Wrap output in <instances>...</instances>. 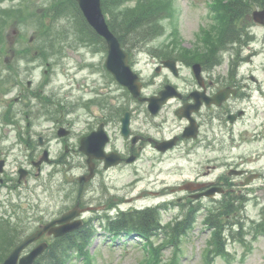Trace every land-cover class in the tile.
Listing matches in <instances>:
<instances>
[{"label": "rangeland", "instance_id": "rangeland-1", "mask_svg": "<svg viewBox=\"0 0 264 264\" xmlns=\"http://www.w3.org/2000/svg\"><path fill=\"white\" fill-rule=\"evenodd\" d=\"M144 1L123 0L116 9L128 13ZM171 1V12L163 13L160 19L162 33L149 37V41L135 45L140 49L134 51L133 67L154 84L150 89L156 88L168 76L165 71L154 76L158 59L168 55L183 57L182 52L186 48L196 47L201 49L189 52L197 53L193 58H199L207 50L203 41L202 45H199L201 43L199 34L203 28H209L216 20L211 9L216 0ZM17 7H21V24L12 19L9 24L7 23V27L1 26L0 82L6 89L5 91L0 89V155H8L9 169L19 162L21 165L27 164L30 150L25 144L26 140L20 142L17 139L16 131L27 129L38 132L42 128H50L51 132L55 128L57 121L55 119H58L62 123L72 125L74 134L65 141L70 145V152H65L64 143L54 139L51 134L52 154L58 158L62 157L63 161L68 159V165L72 166L70 173L80 174L86 169L85 157L78 149H72L79 146L82 134L97 120L104 101L113 95L120 94L123 97L125 92L113 91L112 95L104 96V92L115 89L103 67L106 52L103 51L101 43L86 34V30L81 26L80 17L67 6L66 0H0L2 11ZM55 7L58 10H55ZM115 16L122 19V14L115 13L111 16L120 27L118 23L120 19ZM9 17L16 18V14ZM16 27L21 30L19 42H14V37L12 39ZM254 30L258 34L255 45L261 49L264 46V29L258 27ZM8 35L11 36L10 42ZM30 37H33L32 41L29 40ZM208 37H211L209 29L202 39ZM254 41L255 39L251 44ZM13 44L16 47L11 48ZM24 47L27 50L21 52L20 56L11 52L12 49L22 50ZM42 47H45V52L39 51ZM219 48L225 51L224 46L221 45ZM224 55L223 59L226 57L225 53ZM155 56L159 58L156 60ZM193 58L185 57L188 60ZM8 60H11L10 64H7ZM179 61L182 62L184 59L179 58ZM180 66L179 85L182 86L181 83L190 78V68L185 61ZM250 66L259 68L258 75L264 79V49L254 57ZM29 80L32 82L30 87ZM22 89L25 90L23 94ZM27 101L30 102L26 104ZM6 106L10 107L8 119L3 117ZM175 106L174 101L173 106L157 117V121L162 124V131L169 136L178 131L179 120L174 114ZM257 109L260 117L264 116V97H260L257 106L250 104L251 118L256 116ZM138 124L136 122V125ZM115 132L118 133V130ZM25 134L28 137L27 132ZM116 142L122 144V139H117ZM12 145L15 146L14 151L4 150ZM248 149L249 152L264 149V139L260 137L242 150L245 153ZM232 155L236 157L238 152L234 150ZM245 156L253 158L255 152L246 153ZM256 165L261 168L264 165V158ZM193 166V163H183L178 149L166 155H159L148 147L142 159L134 165L114 168L108 172L101 169L93 184L88 187V192L80 195L84 206L90 209L84 214V219L89 220V227L95 231L89 245L92 256L89 263L73 256L71 264H264V237L251 233L250 230L248 234H238L242 240L246 238L248 243H241L239 238L234 239L232 235L234 228L222 230V241L223 244L225 242V250L229 254H217L213 231L205 224V210L196 215L193 226L181 237L178 246L174 247L176 245L174 242L165 244L159 249L155 260L152 250L145 243L146 237L138 235L116 237L106 228L110 218L122 210L157 208L163 224L181 219L178 185L186 178L194 176ZM225 168H217L212 173L217 175L230 169ZM64 169L58 164L56 188L53 184L54 191L45 194L52 199L51 210L56 211L58 216L67 208L74 206L79 197L78 186L64 180L63 174L66 171ZM260 171L264 172V166ZM38 184V180L30 179L29 185L22 190L25 197L33 202L43 194ZM41 200L43 205L48 203L44 201L43 195ZM28 201L25 202V214L31 216L35 209L27 205ZM203 203L212 207L219 205L217 210L213 209L216 213L227 205V202L222 200L213 201L212 204L207 201ZM250 209L251 216L258 219L259 207L250 206ZM235 216L228 217L232 219ZM247 227L249 229L250 225ZM153 239L155 241L152 244L158 246L160 243H166L168 238L166 232H163ZM2 254L0 253V258Z\"/></svg>", "mask_w": 264, "mask_h": 264}, {"label": "flooded vegetation", "instance_id": "flooded-vegetation-1", "mask_svg": "<svg viewBox=\"0 0 264 264\" xmlns=\"http://www.w3.org/2000/svg\"><path fill=\"white\" fill-rule=\"evenodd\" d=\"M246 5L245 2H236L234 4L236 14H239L241 7ZM237 21L241 23L235 25ZM249 21L251 19L248 16L246 19L231 17L227 21L225 35L227 58L219 60L218 55L212 54L209 60L201 62L202 76L190 75V78L183 81L184 86H178L175 81L165 79L154 89H150L154 86L153 83L144 81L142 95L145 96L158 94L169 83L175 85L180 92L179 97H173L160 111L167 109L172 100L176 101L174 112L179 119L180 130L173 136L176 139L173 148L165 153L156 149L160 141L170 137H165L161 133V123H154V120L148 118L154 115L149 112L146 101L128 96L110 97L107 104L101 108L100 123L104 124L110 134L105 146L106 151L119 152L122 157L118 166L128 165V158L133 155L136 156V161L140 160L148 147L158 154L178 149L183 163L194 164V176L185 179L179 185L181 196L178 200L185 213L196 214L205 210L207 207V204L203 203L205 201L212 204L213 201L222 200L234 208L232 213H239L243 217L242 221L246 226L253 223L256 224L255 229L261 230L264 229L262 227L264 213L261 211L264 209V174L258 172L259 167L254 164L264 157L262 151L264 149H256L253 152H249L248 149L245 153L242 149L248 148L250 143L259 140L260 137L264 139V116L260 117L258 109L255 117L251 118L249 114V104L257 105L260 97H264V79L257 75L259 68L249 66L252 58L261 52L251 48L254 42L251 44L249 34L258 39L253 25L264 27L257 23L250 26ZM7 37L11 40L9 35ZM13 37L14 42L20 41L21 33L18 29L13 30ZM12 46L15 47L14 44ZM219 47L218 50L221 51ZM17 50L21 51L12 49L11 52L16 53ZM157 69L162 68L158 65ZM114 86L116 91L120 90ZM3 89L5 91V88ZM24 92L25 90H21V94ZM104 94L110 95V92ZM127 111L130 112L131 118L130 137H125L121 132V118ZM141 115H145L142 119L143 125H136ZM92 130L94 127L88 128L86 134ZM115 130H119L120 133L117 134ZM27 134L25 144L30 150L27 164L21 165L19 162L9 169L8 155H0V246L5 251L2 252L0 249V253H3L0 264L23 238L57 217L56 211L51 210L52 199L45 194L54 191L53 184L55 187L57 184L58 159L52 154L51 148L52 139L57 140L58 137L50 138V128H42L38 132L28 130ZM16 136L20 142L21 139L25 140L21 129L16 131ZM117 139H122V144H117ZM66 147L69 149L68 144ZM14 148L12 145L4 150L14 151ZM234 150L238 152L236 157L232 155ZM45 151L49 153L50 160L39 163ZM254 152L253 158L245 156L246 153ZM96 164L98 171V168L103 166V160H97ZM22 166L28 168L27 172L23 171L24 176H21ZM221 167H226L225 170L230 169L213 175L212 171ZM254 169L255 171H251ZM32 177L38 180V186L43 190V199L48 202L46 205H43L42 195L41 198L37 197L35 202L25 197L22 190L29 185ZM64 178L72 183L77 180L67 173H64ZM88 183L90 182L86 184ZM47 186L49 187L46 188ZM213 188L222 190L214 192ZM26 200H29L27 205L35 209L31 216L25 214ZM250 206L260 208L257 221L251 216ZM55 240L54 235L46 232L38 240L30 243L25 252L35 248L42 241L52 245Z\"/></svg>", "mask_w": 264, "mask_h": 264}, {"label": "trees", "instance_id": "trees-1", "mask_svg": "<svg viewBox=\"0 0 264 264\" xmlns=\"http://www.w3.org/2000/svg\"><path fill=\"white\" fill-rule=\"evenodd\" d=\"M68 1L69 0H67V3L69 4ZM70 1L73 8L77 9L80 14L81 11L77 6L76 1ZM122 2L123 0H103V8L105 13L110 17L115 13H117V15L122 14V19L115 16L117 19H120L118 22L120 27L114 19L112 20L110 18L108 22L113 31L119 36L123 46L129 50L131 49L130 45L137 44L139 41L147 40V38L151 36L162 33L163 26L160 23V19L163 16V13L171 12L172 10L171 0H145L140 6L128 11V13H122L116 9L122 4ZM236 2L237 1L224 4L225 7L221 9L222 12L227 13V9L229 12L233 10L234 14L237 16L234 7ZM56 8L57 7H55V10H58ZM81 16L84 20L82 13ZM86 27L90 32L93 31L90 26L87 25ZM185 226H187L186 223L179 221L174 225L172 223L161 225V219L157 210L147 209L132 213H122L109 222L108 229L116 236L125 233L127 235L138 233L142 237H146L147 243H149L148 245L152 250L153 259L155 260L161 246L155 247L154 244H152V236L160 234V231L161 233L166 232L168 235L166 243H178L179 238L177 237L183 234ZM93 234L94 233L89 229L81 228L75 233L70 234V236L60 237L57 240L56 245L45 251L35 264H71L73 256L90 261L91 254L88 246Z\"/></svg>", "mask_w": 264, "mask_h": 264}, {"label": "water", "instance_id": "water-1", "mask_svg": "<svg viewBox=\"0 0 264 264\" xmlns=\"http://www.w3.org/2000/svg\"><path fill=\"white\" fill-rule=\"evenodd\" d=\"M85 17L87 18L88 22L95 28V30L105 36L106 41L108 43L109 48V56L107 59V67L114 73L116 78L124 85L128 86L130 90L134 93V95H138L140 91L141 83L138 82V76L135 74L129 64H128V53L122 48L121 43L119 39L115 36V34L109 29L108 24L106 22L105 15L103 13L102 9V2L101 0H77ZM255 18L259 21H264V11H256L254 13ZM168 64V62H166ZM199 66V64H195V69ZM171 89H167L166 92L162 93V98H151V104L150 106H154V111L156 112L157 108L160 106L164 100L171 95ZM162 99V100H161ZM157 100V101H156ZM124 126L123 131L128 134L129 133V117L125 116L123 118ZM97 133V132H96ZM95 133V134H96ZM93 134V135H95ZM92 135V136H93ZM101 137V135H100ZM93 142V139L91 140ZM84 142L83 140V146L84 149ZM87 143V141L85 142ZM165 149V148H164ZM87 151V150H86ZM90 158H89V164L91 168V173L88 176L80 177L81 180L83 179H90L93 175V165L91 164L92 159L94 157L101 158L103 156L102 152L97 151H87ZM112 156H109V160ZM118 160L109 161L107 163V167L110 164L117 163ZM81 211L79 210H71L65 214L61 218H59L57 221H54L48 225L42 230H39L37 233L30 236L26 241L21 243L19 246L16 247V249L13 251V253L10 255V257L6 260L4 264H17V260L19 258L20 252L23 250V248L34 239L38 238L45 230L50 228V232H54L56 235H62L64 233H67L69 231L74 230L75 228H78L82 225V220L77 219L72 221L73 218L78 216ZM56 222L59 223L58 226H54ZM44 249V244L39 246L38 248L34 249L30 254L24 256L21 259V264H32L35 260L36 256Z\"/></svg>", "mask_w": 264, "mask_h": 264}]
</instances>
